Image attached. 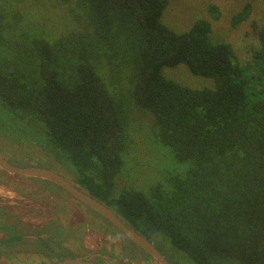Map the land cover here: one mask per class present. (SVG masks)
<instances>
[{"label": "trees", "instance_id": "1", "mask_svg": "<svg viewBox=\"0 0 264 264\" xmlns=\"http://www.w3.org/2000/svg\"><path fill=\"white\" fill-rule=\"evenodd\" d=\"M167 5L0 0V135L38 144L46 164L66 167L163 254L181 251L195 264H264V28L245 68L206 19L180 32L164 24ZM248 13L246 4L231 25ZM180 63L213 86L164 76V67ZM138 119L174 163L186 164L144 189L122 170L126 157H142Z\"/></svg>", "mask_w": 264, "mask_h": 264}, {"label": "rangeland", "instance_id": "2", "mask_svg": "<svg viewBox=\"0 0 264 264\" xmlns=\"http://www.w3.org/2000/svg\"><path fill=\"white\" fill-rule=\"evenodd\" d=\"M211 4L218 8L216 17L209 9ZM246 4L249 5L248 16L233 27L231 16ZM53 9L52 13L55 12V8ZM51 12L46 13L50 14L49 18L54 15L55 19L61 22L59 16ZM197 19H206L210 22L211 36L230 45L238 64L245 68L251 65L253 52L259 47L257 31L264 28V0H168L162 16L164 24L176 32L187 30ZM84 21H87L86 17ZM163 74L191 88L213 86L212 79L194 76L183 63L164 67ZM138 120L140 136L136 148L142 157L131 160L126 157L122 170H127L132 185L144 189L163 178L165 174L180 171L186 164L174 163L171 151L153 140L150 125L146 126L142 119ZM5 121L6 115L0 109V130L3 133ZM3 133L0 135V153L7 161L17 165L28 163L47 167L74 182L70 176L71 172L66 167L45 163L50 162V158L38 144L33 142L34 144L30 146L26 141L18 142L11 134ZM117 184H122V180L120 179ZM65 193L48 180L9 174L0 169V208L6 213L7 223L13 219L22 220L26 224L23 230L36 234L47 221L51 223L55 213L64 216L61 219L65 222L67 236L56 233L52 226L45 235L35 239V244H32L33 250L48 245L57 250L58 255L65 257L88 255L90 258H96L92 259L94 261L101 260L97 258L101 257V261L106 264H157L156 260L143 249L128 239H122L121 233L100 214L74 197L70 200ZM68 210L71 211L70 214L67 213ZM1 215L4 216L2 213ZM3 229L4 224L0 220V239L5 237L1 234ZM44 229L47 230L45 227ZM9 237H14L12 241L16 240L12 233ZM29 251L31 252L28 255H0V264H36L58 259L57 255L44 257L33 254L32 250ZM164 256L171 264H195L189 255L181 251L171 250L168 255L164 253ZM42 257L45 259L39 260Z\"/></svg>", "mask_w": 264, "mask_h": 264}, {"label": "water", "instance_id": "3", "mask_svg": "<svg viewBox=\"0 0 264 264\" xmlns=\"http://www.w3.org/2000/svg\"><path fill=\"white\" fill-rule=\"evenodd\" d=\"M0 169L15 175H23L31 178H40L48 180L67 192L81 203L87 205L96 211L110 224H112L122 235V239H128L134 245L143 249L157 264H171L164 254L155 246V244L144 237L132 227L125 224L119 216L107 205L88 194L84 189L80 188L74 182H71L58 174L57 172L43 166L29 165L19 166L7 161L0 153ZM36 264H106L92 260L88 255L66 256L56 260L39 262Z\"/></svg>", "mask_w": 264, "mask_h": 264}, {"label": "flooded vegetation", "instance_id": "4", "mask_svg": "<svg viewBox=\"0 0 264 264\" xmlns=\"http://www.w3.org/2000/svg\"><path fill=\"white\" fill-rule=\"evenodd\" d=\"M61 192L64 193L63 191ZM65 194L69 197L70 200L73 199L72 196H70L67 192ZM1 213L4 216H2ZM67 213L70 214L71 211L68 210ZM61 217H64V216H62L61 214L58 215L55 213L51 218L52 224L49 221H47V223L42 227V229L38 231V233L32 234V233H29V231H27L28 233H26V231L23 230L26 224L22 220L13 219L9 221L10 223H7L8 218H6V213L4 212V209L0 208V220L3 222L4 228H5L1 231V234L4 235L5 237L0 239V255H19V254L28 255L31 252L29 250H32L34 251L32 252L33 254L44 255V257L48 255H57L58 259L65 257L64 255H61V256L58 255L57 254L58 251L53 250L52 249L53 247H50L48 245H44L43 247L37 248L36 250H33L32 248V244H35V239L41 235H45V233L51 230L52 226L53 228L56 229L55 230L56 233H59L60 235L62 233V235H65V237L67 236L68 233L66 234V229H65L66 226L64 224L65 222L63 221V219H61ZM44 227L47 228V230L44 229ZM10 233H12L16 237L15 241H12L14 237H9ZM60 235H56V236L59 237ZM59 238H62V237L60 236ZM55 246H56V243H55ZM44 257H42V259H39V260H44L45 259Z\"/></svg>", "mask_w": 264, "mask_h": 264}]
</instances>
